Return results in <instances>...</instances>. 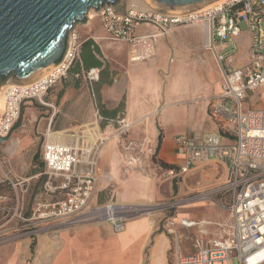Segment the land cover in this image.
<instances>
[{
  "label": "built area",
  "instance_id": "2783aa9c",
  "mask_svg": "<svg viewBox=\"0 0 264 264\" xmlns=\"http://www.w3.org/2000/svg\"><path fill=\"white\" fill-rule=\"evenodd\" d=\"M91 10L100 17L107 38L129 47L133 63L153 59L159 38L175 28H202L203 48L213 52L222 76L221 90L209 103L210 118L218 128L197 136H178L182 163L169 173L189 174L198 163L208 161L227 163L228 177L222 191L229 194L226 206L231 223L227 235L220 234L212 240L196 238L190 254L178 246L176 264H264V108L246 105L249 94L264 92V0H227L185 14L133 8L121 13L116 6L107 4L97 12ZM143 24L154 26L156 31L138 34ZM78 27L77 24L70 31L63 59L47 76L28 84H10L0 116V137L12 132L27 102L49 105V90L80 58L83 41ZM248 38L247 61L238 69L240 49ZM88 76L94 77L93 72ZM104 141L89 131L81 144L46 140L42 149L44 197L36 199L28 217H23L35 226L31 232L38 234L55 223L76 226L99 220L110 222L115 232L124 229L127 214L92 217L94 210L104 207L92 206L101 178L99 159ZM2 161L0 156V166ZM186 223L194 222H182L187 226ZM168 231L174 232L170 228Z\"/></svg>",
  "mask_w": 264,
  "mask_h": 264
},
{
  "label": "crops",
  "instance_id": "0c3cea01",
  "mask_svg": "<svg viewBox=\"0 0 264 264\" xmlns=\"http://www.w3.org/2000/svg\"><path fill=\"white\" fill-rule=\"evenodd\" d=\"M128 9V7L120 8L124 11ZM79 25L89 28L88 34L84 30L81 34L83 43L92 40L100 48L101 53L94 51V46H91L92 51L91 48L85 49L83 56L80 54V58L68 74L49 90L51 95L49 98L46 97V100L49 99L50 104L56 110L52 116L45 118V129L42 133L46 140L52 139L71 144L84 143L86 132L93 134L102 130L103 117L98 109L99 101L109 110L118 108L121 102H124L123 111L118 112L115 118H110L109 122L121 123L123 121L128 125L134 124L133 130L114 136L102 148L99 159L101 178L98 186L99 190L105 189L112 179L122 177L121 172L127 168L128 175L125 174V179L122 180L124 189L120 190L119 202L116 203L123 205L121 202H124L127 197L137 200L143 197L144 190L153 192L162 174L160 170H168L157 165L152 159L153 155H157L158 159L168 164L179 167L182 163V155L177 148L176 138L187 134V131L208 132L216 130L218 126L211 120L209 108L204 113L198 114L193 106L187 107L184 101H176L177 95L178 97L188 96L185 90L179 94L175 92L177 94L174 96L166 87L164 74L170 68L172 72L178 68L175 74L183 78L186 77L184 75L186 69L189 70V67L179 64L170 66L171 60L174 62V59L170 60L165 57L166 45L172 42L170 37L168 40H163L161 45L157 44L156 58L130 65L127 63L130 60L129 47L126 44L121 43L123 45L120 50L116 51L110 48V44L106 41L107 35L103 31L91 29L90 20ZM142 26H147V28L141 33L137 30L138 34L156 31L150 24H143L140 27ZM200 28L191 26L189 41L197 40V35L203 32ZM249 41L248 38L246 45L240 49L241 61L237 64L238 69L247 61ZM210 54L219 74L215 94L217 95L221 90L222 76L215 55L213 52ZM92 55L96 56L102 65L93 64L94 60L90 57L87 62L89 66H86L84 57L87 59ZM120 57L123 60V69L122 63L117 61L121 59ZM114 62L120 63L121 67L114 65ZM90 72H93L94 77L88 76ZM186 86L183 85V88ZM252 94L254 93L249 94V98ZM32 104V101L27 102L24 107ZM159 105L161 109L158 121L162 125V131L157 132L154 130L156 121L154 112ZM254 108H264V105L260 104V107ZM27 110L32 111V108L28 107ZM2 113L3 111H0V116ZM164 117H174L178 121V126H183L184 129L177 132L166 131L163 125ZM147 123L148 130L145 126ZM15 134L14 127L9 138L0 142V145L8 144L11 147L15 145ZM40 160V167L37 168L34 165L36 173L31 178H37L44 172L42 151ZM218 164L224 168L226 181L228 165L227 163ZM130 170H136V173H131ZM45 180L44 176L42 186L35 192L33 203L36 199L44 197ZM7 198L4 189H0V204ZM184 220L194 222L195 225L185 226L182 224ZM230 223L231 215L224 230L210 236L212 233L209 228L214 224L213 222L195 218H183L180 221L181 226L185 228H197L198 237L204 240H212L219 234L227 235L230 231ZM60 225V223H55L48 227ZM54 232H40L35 237L27 234L22 238L0 244V264H176V252L171 253L170 237L165 231L159 229L158 221L151 217L128 219L121 232H115L112 224L105 220L66 226L54 229ZM178 246L184 252L183 248Z\"/></svg>",
  "mask_w": 264,
  "mask_h": 264
},
{
  "label": "rangeland",
  "instance_id": "374dc122",
  "mask_svg": "<svg viewBox=\"0 0 264 264\" xmlns=\"http://www.w3.org/2000/svg\"><path fill=\"white\" fill-rule=\"evenodd\" d=\"M139 1L121 0L116 8L120 10V8L125 9L128 7L129 9L143 10V6H141ZM90 17L92 18H88V20L92 22V25H90L91 29L105 33L100 17L95 12ZM85 27L79 25L80 34H83V30L87 33L89 28ZM241 27L243 31L247 30L245 23H242ZM145 28L147 26L140 27L138 32H143ZM190 28L185 26L175 28L169 34L159 38L158 46L161 45L163 40H168L169 37L172 39V42L166 45L165 57L170 60L174 59V62L171 60L170 66L176 64L187 66L190 72L186 69V74H184L186 77L183 78L175 74L178 68L174 69L173 72L170 68L164 74L165 85L172 92L171 95H176L177 93L175 92L179 94L185 90L188 96L183 97L180 95L178 97L177 95L175 97L176 101H184L187 107L193 106L197 113L201 114L208 110L210 100L217 92L219 74L210 52L203 48V32L201 31V34L197 35L196 41L191 42L188 40ZM262 28L264 29V19ZM105 35L107 34L105 33ZM106 41L110 44V48L116 51H119L123 45L109 38ZM156 56L157 53L154 58ZM120 58L117 61L122 63L123 69V60L122 57ZM120 63L116 64L114 62L113 64L121 67ZM127 63L136 65L143 62L133 63L128 61ZM185 80L186 82H184ZM183 85H187L186 88H183ZM50 95L49 92L47 98ZM47 102L49 104L47 106L41 105L36 101H33L32 105L23 106L21 117L15 125V145L12 147L8 144L0 145V156L3 159V164L0 166V189H4L6 196H8L0 204V244L22 238L27 236V234L31 237L36 236V234L31 232V229L35 228V226L29 225L24 221L23 217H28L33 205L35 192L43 184L44 175H39L37 178L31 177L36 173L34 172V165L37 168L40 167L41 151L46 142V137L42 133L45 129V118L52 116L56 110L50 104L49 99H47ZM260 104L264 105V93L262 92L252 94L246 102V105L251 108L260 107ZM28 107H31L32 111L27 110ZM160 109L161 106L159 105L154 112L156 120L154 130L157 132L162 131V125L158 121ZM177 122L174 117L163 118L164 128L169 132H177L184 129L183 126H178ZM133 125L124 127L123 123L112 122L105 128L102 127L99 132L93 133V135L100 136L105 140L102 145L103 148L114 136L132 131ZM145 126L146 130H148V123ZM203 132L192 130L187 131L185 135L197 136ZM36 155H38V158H35ZM154 157H157V155H153L152 159ZM156 164L158 165V163ZM130 171L131 173H136V170ZM169 172L170 170H160L162 174L153 192L144 190L145 194L141 199L133 200L127 197L121 203L129 208L139 209L137 212L135 210L131 214H127V220L145 216L158 221L159 229L165 231L171 239L172 254H175L178 245L183 248L185 254H190L193 250L191 248L194 240L201 237H198L197 228L181 226L180 221L183 218L204 219L213 222L214 224L209 229L212 233L210 236H214V234L224 230V226L230 217V210L226 206L229 194L222 191V186L225 182V171L221 164L208 161L198 164L189 174L173 176ZM121 174L122 177L112 179L105 189H98L96 200L92 206H105L119 202V192L124 189L122 188V180L125 179V174L128 175V169L125 168ZM202 196L207 198L202 199ZM194 225L195 223L187 224V226ZM63 227L66 226H51V228H44L41 232L55 233L54 229ZM169 228L173 229L174 232L170 233L168 231Z\"/></svg>",
  "mask_w": 264,
  "mask_h": 264
},
{
  "label": "water",
  "instance_id": "95a60500",
  "mask_svg": "<svg viewBox=\"0 0 264 264\" xmlns=\"http://www.w3.org/2000/svg\"><path fill=\"white\" fill-rule=\"evenodd\" d=\"M120 1L0 0V90L7 83L28 84L45 76L63 59L70 31L88 21L89 10ZM148 1L162 13L185 14L221 0Z\"/></svg>",
  "mask_w": 264,
  "mask_h": 264
},
{
  "label": "bare ground",
  "instance_id": "6f19581e",
  "mask_svg": "<svg viewBox=\"0 0 264 264\" xmlns=\"http://www.w3.org/2000/svg\"><path fill=\"white\" fill-rule=\"evenodd\" d=\"M227 0H221L219 2H216L214 4H211L209 6H206L204 8L198 9V11L201 10H206L208 8L214 7L216 5H220L222 3H224ZM141 3V6H143V10H154V11H159L157 8H155L148 0H140L139 1ZM160 12V11H159ZM94 13L91 9L89 10L88 14H87V18H92L90 17L91 14ZM79 25V24H78ZM51 72V71H50ZM50 72H48L45 76H47ZM43 76V77H45ZM42 78V77H41ZM40 79V78H39ZM11 83H7L1 90H0V111H4L5 108V94L6 91L8 89V87L10 86ZM137 212V210L139 209H135V208H129L126 205H118L116 203L110 204L108 206H104V207H99L96 210H94V212L92 213V217H98V216H102V217H109V216H121L123 217V215L126 214H131V212L135 211ZM141 210V209H140ZM143 210V209H142ZM134 214V213H133ZM137 214V213H136ZM189 224V223H186Z\"/></svg>",
  "mask_w": 264,
  "mask_h": 264
},
{
  "label": "trees",
  "instance_id": "16d2710c",
  "mask_svg": "<svg viewBox=\"0 0 264 264\" xmlns=\"http://www.w3.org/2000/svg\"><path fill=\"white\" fill-rule=\"evenodd\" d=\"M91 46H94V51H96L98 54L101 53L100 48L97 45H95L92 40H88L82 44V47H81L82 56L85 53V49L91 48ZM86 51H89V50H86ZM91 51H92V48H91ZM90 57L94 60L93 64L102 65L101 62L96 58V56L92 55V56H88L87 59H85V57H84V64L86 66H89L87 62L89 61ZM123 108H124V102H121V104L118 108L113 109V110H109V109H106L103 104H101V101H99L98 109H99V111L103 117L102 127L105 128L110 123L109 119L115 118L117 116L118 112L123 111ZM36 158H38V155L36 156ZM154 161L156 163H158L159 166H161L165 169H168V170H178L179 169V167L168 164V163L164 162L163 160L158 159L157 157H154Z\"/></svg>",
  "mask_w": 264,
  "mask_h": 264
}]
</instances>
